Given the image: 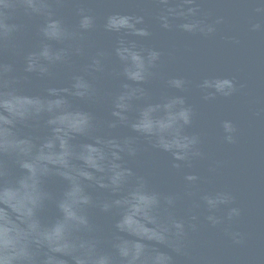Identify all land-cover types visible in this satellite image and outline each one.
Instances as JSON below:
<instances>
[{"label": "water", "instance_id": "1", "mask_svg": "<svg viewBox=\"0 0 264 264\" xmlns=\"http://www.w3.org/2000/svg\"><path fill=\"white\" fill-rule=\"evenodd\" d=\"M0 264H264V0H3Z\"/></svg>", "mask_w": 264, "mask_h": 264}, {"label": "clouds", "instance_id": "2", "mask_svg": "<svg viewBox=\"0 0 264 264\" xmlns=\"http://www.w3.org/2000/svg\"><path fill=\"white\" fill-rule=\"evenodd\" d=\"M22 2H23V3H26V4H30V3H31V0H22ZM189 2H191V0H189ZM0 3H3V0H0ZM189 11H193V10L190 9ZM122 19H123V21H124V25H126V26H130V25H127V19H128V18H122ZM89 24H90V18L85 17L82 26H83V27H87V26H89ZM165 26H166V25H165ZM254 27H258V25L254 26ZM208 31L210 32V31H212V29L209 27V28H208ZM139 34H141V35H147L146 32H140ZM152 55H153V58H155V57L158 56V53H153ZM29 68L31 69V65L29 66ZM173 83L176 84L177 86H179L182 82H181V81H173ZM231 131H233V127H231ZM227 139H228L229 141H231V136H229ZM196 142H197V141H196V138H193L192 143L195 144ZM196 154L198 155L199 153H196ZM189 179H191V177H189ZM226 199H227V197H220V198H219V202L223 203ZM216 203H217V201H214V200H208V205H209V207H214ZM233 215H239V210L236 209V208L231 209V211L229 212V218H231ZM208 220L211 221L213 224H216V223L219 222V221H218L215 217H213V216H209V217H208ZM177 227H181V226H180V225H177ZM235 235H238V234H234V236H235Z\"/></svg>", "mask_w": 264, "mask_h": 264}]
</instances>
